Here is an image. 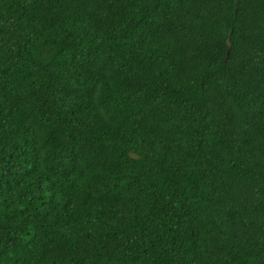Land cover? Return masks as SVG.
I'll return each instance as SVG.
<instances>
[{
  "label": "trees",
  "instance_id": "obj_1",
  "mask_svg": "<svg viewBox=\"0 0 264 264\" xmlns=\"http://www.w3.org/2000/svg\"><path fill=\"white\" fill-rule=\"evenodd\" d=\"M0 264H264V0H0Z\"/></svg>",
  "mask_w": 264,
  "mask_h": 264
},
{
  "label": "water",
  "instance_id": "obj_2",
  "mask_svg": "<svg viewBox=\"0 0 264 264\" xmlns=\"http://www.w3.org/2000/svg\"><path fill=\"white\" fill-rule=\"evenodd\" d=\"M228 52H229V49H228V51H227V54H228Z\"/></svg>",
  "mask_w": 264,
  "mask_h": 264
}]
</instances>
